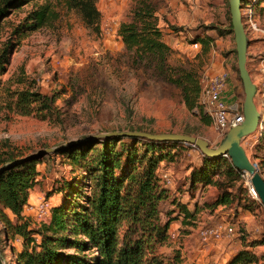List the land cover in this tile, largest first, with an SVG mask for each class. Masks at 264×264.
Here are the masks:
<instances>
[{
  "label": "rangeland",
  "instance_id": "obj_1",
  "mask_svg": "<svg viewBox=\"0 0 264 264\" xmlns=\"http://www.w3.org/2000/svg\"><path fill=\"white\" fill-rule=\"evenodd\" d=\"M49 1L57 10L56 19L20 35L0 77L10 88L23 86V82L15 81L20 75L25 77L24 82L30 81L33 87L52 97L53 110L44 119L34 114L16 113L4 103L7 92L2 90L0 150L16 147L23 155L32 154L44 147L84 141L105 131L136 125L154 132L190 133L204 138L209 146L218 143L221 136L211 121L205 123L198 114L186 108L180 88L165 79L155 57H135L117 35L118 24L129 20L132 7L140 0H96L99 10L97 31L85 25L74 9L65 8L63 0ZM147 1L154 7L161 39L168 47L165 52L167 65L194 67L199 80L221 67L232 70L236 61L232 30L216 36L215 29L209 28L211 24L223 31L229 28L227 0ZM40 2L30 1L13 9L0 22V43L8 36L14 38V25ZM249 2L241 0L240 3ZM263 5L264 0H258L257 7ZM242 21L245 24V16ZM253 21L264 29V14L253 13ZM257 34L262 33L258 31ZM196 35L213 37L206 52H201L199 40L196 46L193 45ZM250 49L247 46L245 63L255 82L253 65L264 51L251 52ZM255 86L253 101L259 109V87ZM242 96L241 87L239 102ZM200 107V115L206 117L205 108ZM247 140L248 137H243L241 142L246 145ZM255 149L264 157V140L257 142ZM199 158L198 149L183 144L172 160L161 162L160 171H166L171 179L168 196L159 205L162 220L173 207L172 197L188 198L182 191L187 188L189 167ZM258 162L263 173L264 161L258 159ZM36 168L37 181L31 189L29 203L39 198H47L51 206L60 202L63 197L58 186L61 180L69 179L75 172L73 165L63 154L50 151L39 157ZM216 193L213 185L196 187L191 199L198 206L195 215L185 221L174 219L180 222H171L166 242L159 250L170 256L178 253L179 264H226L235 252L244 248L250 253L246 264H264L263 206L251 201L244 192H241L243 204L231 201L226 205L207 206L205 203L212 201ZM25 211L30 214L26 216L29 225L34 227L38 222L30 211ZM220 221L232 224L233 233L229 237L199 239L197 230L200 226ZM169 232H175L173 238L169 237ZM20 242L16 235L6 238L0 222L2 264H14V253L20 249Z\"/></svg>",
  "mask_w": 264,
  "mask_h": 264
},
{
  "label": "trees",
  "instance_id": "obj_2",
  "mask_svg": "<svg viewBox=\"0 0 264 264\" xmlns=\"http://www.w3.org/2000/svg\"><path fill=\"white\" fill-rule=\"evenodd\" d=\"M30 1L34 0H0V22L13 9ZM249 1L252 13L264 14V5L258 8V0ZM62 2L65 8L78 13L85 25L98 30L96 0ZM57 15L49 0H41L25 12L12 29L14 38L8 36L0 43V76L6 70L20 35L51 23ZM157 21L153 5L140 0L132 7L129 20L120 22L116 32L135 57H155L165 79L180 88L186 108L209 123L208 115H200L201 107L197 102L200 81L196 69L167 65L165 52L168 47L161 39ZM228 25L224 31L212 24L209 28L215 29L216 36H221L231 32L230 22ZM212 39L211 35H196L194 42L199 40L201 52H206ZM260 39L264 41V36ZM254 40L248 37L247 46ZM231 68L241 88L236 62ZM24 79L20 75L15 82H23V86L10 88L0 77V92H7L4 103L16 113L46 118L53 110L52 97ZM119 130L154 132L140 125ZM260 139H264V130ZM183 144L179 140L107 134L57 147L52 152L63 154L75 172L69 179L60 181L58 191L63 199L53 204L48 217L37 221L34 227L26 217L30 214L24 215L23 209L37 181L36 162L40 156L27 157L31 154L23 155L16 147L0 150V165L23 158L0 170L2 231L6 238L16 235L21 240L20 249L14 253V264H179L178 253L164 255L159 247L166 242L170 222L176 218L181 221L191 218L198 206L195 202L172 197L173 207L165 219H161L159 205L168 196V185L161 179L160 165L164 160H172ZM259 160L264 161V157L259 156ZM241 172L223 155L200 154L198 162L189 167L185 191L188 198H192L196 187L213 185L217 193L212 201L205 203L209 207L231 201L240 204L243 201L241 192L260 205L242 184ZM249 255L246 249H239L226 264H246Z\"/></svg>",
  "mask_w": 264,
  "mask_h": 264
},
{
  "label": "built area",
  "instance_id": "obj_3",
  "mask_svg": "<svg viewBox=\"0 0 264 264\" xmlns=\"http://www.w3.org/2000/svg\"><path fill=\"white\" fill-rule=\"evenodd\" d=\"M240 13L241 17L245 16V24L243 21L242 23L248 37H252L254 34H257L258 31H261L262 34L260 35L264 36V29L257 27L256 23L253 21L251 2H249V4L240 3ZM193 45L196 46L197 42H194ZM253 71L255 74L254 83L259 87L260 108H256L258 112V119L255 130L251 132V134L249 133L244 136L248 137V140L245 141L246 145L242 142L241 145L243 146L245 153L253 166L260 172L264 179V172L262 173L259 168L258 154L254 150L255 143L259 140L261 133L264 130V54L257 57L256 63L253 65ZM229 76L230 70L227 68H221L217 71L211 72L210 74H204L199 80L200 88L197 102L205 108L207 115L211 120V124L219 136H222L229 127L236 125L242 120L239 101L236 99L227 101L223 96ZM183 143L193 149H198L193 143ZM222 155L229 158L226 152ZM241 171L240 176L242 178V184L247 189L250 197L259 201L255 189L250 183L249 174L243 170ZM160 176L165 185H169L171 183L170 176L166 171H162ZM50 204L51 203L47 198H39L34 203L27 202L24 209H26L27 212L30 211L36 221H41L48 217L51 207ZM197 233L199 239L202 241H207L209 239L220 240L229 237L233 233V226L229 222L220 221L210 225L200 226ZM174 235L175 232H169L170 238H173ZM209 264L215 263L211 262Z\"/></svg>",
  "mask_w": 264,
  "mask_h": 264
},
{
  "label": "water",
  "instance_id": "obj_4",
  "mask_svg": "<svg viewBox=\"0 0 264 264\" xmlns=\"http://www.w3.org/2000/svg\"><path fill=\"white\" fill-rule=\"evenodd\" d=\"M229 21L233 34L234 50L236 57V67L238 76L242 85V100H241V113L242 120L229 127L225 133L221 136L218 143L215 146H209L208 142L196 135L182 133V132H149L143 130H110L99 133L98 135L107 134H126L134 136H144L150 139L156 140H179L183 142L193 143L201 154L207 156H219L223 153H227L232 165L249 174V180L252 184L255 192L259 198L261 205L264 208V179L260 172L253 166L250 159L245 153L243 146L241 145V139L255 130L258 112L255 107L253 97L256 92L255 83L251 80L248 69L246 67V48L248 44V36L243 28L242 17L240 13V0H227ZM76 140L68 143H73ZM63 144L52 147H44L37 152L28 155L27 157H34L36 155L41 156L46 152L53 151L57 147ZM25 158V157H24ZM23 159V158H22ZM22 159H14L7 161L0 165V170L6 166L15 163Z\"/></svg>",
  "mask_w": 264,
  "mask_h": 264
},
{
  "label": "crops",
  "instance_id": "obj_5",
  "mask_svg": "<svg viewBox=\"0 0 264 264\" xmlns=\"http://www.w3.org/2000/svg\"><path fill=\"white\" fill-rule=\"evenodd\" d=\"M252 38H254L255 40L249 45V48H251L250 51L251 52H255V51L259 50V49H263L264 50V41L262 39H260L261 35L260 34H255V35L252 36ZM252 55H254V53H252ZM221 68H224V67H221ZM221 68H219V69H221ZM219 69H216V71L219 70ZM234 74H235L234 71L230 69V76H229V78L227 80V83H226V86H225V90H224L225 98H226L227 101L235 100V99L238 100V101L240 100L239 99V84H238L237 79L235 78ZM263 140L264 139H260L258 141H263ZM258 141H256L255 146H256ZM254 150L256 152L255 148H254ZM182 192L186 193V196H187V192L186 191H182ZM182 195L183 194H181V196ZM30 198H31V193L29 195L28 202H30V200H31ZM191 199L192 198H182V197L180 198V200H183V201H187L188 200L189 203H191ZM23 212L26 213L25 209H23ZM172 221L180 222L179 219H177V220L173 219ZM171 222H170L169 225L172 224Z\"/></svg>",
  "mask_w": 264,
  "mask_h": 264
}]
</instances>
